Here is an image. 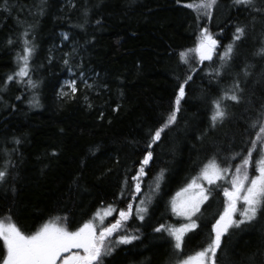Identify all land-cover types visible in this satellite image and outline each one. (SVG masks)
Here are the masks:
<instances>
[{
	"label": "trees",
	"instance_id": "obj_1",
	"mask_svg": "<svg viewBox=\"0 0 264 264\" xmlns=\"http://www.w3.org/2000/svg\"><path fill=\"white\" fill-rule=\"evenodd\" d=\"M200 2L0 0V220L10 217L26 235L49 222L73 231L99 209L109 207L114 217L131 206L124 231L138 238L104 254L102 264H165L176 250L167 229L181 221L171 197L216 161L229 169L226 179L208 187L180 250L209 246L212 222L227 207L223 190L264 124V0H216L198 11L187 6ZM237 28L244 30L239 39ZM205 30L218 40L211 60L189 52ZM23 56L28 74L20 77ZM181 86L176 120L153 143ZM231 92L238 119L206 141L215 102ZM247 171L251 177L257 169ZM240 219L237 211L232 220ZM5 254L0 242V261ZM214 259L264 264V208L228 227Z\"/></svg>",
	"mask_w": 264,
	"mask_h": 264
},
{
	"label": "snow or ice",
	"instance_id": "obj_2",
	"mask_svg": "<svg viewBox=\"0 0 264 264\" xmlns=\"http://www.w3.org/2000/svg\"><path fill=\"white\" fill-rule=\"evenodd\" d=\"M237 4L249 5L252 0H235ZM216 3V0H201L199 4H189L188 7H192L195 10L201 8H211L212 5ZM243 29L237 28L236 39L243 35ZM205 39H207L210 44L215 45L216 41L212 39L210 35H207V30L202 34ZM204 48V39L201 40V48L191 51H201ZM28 54L31 55L32 49H27ZM232 52L231 45L228 46L224 53V57H229ZM264 53V49L261 50ZM188 52L181 53L182 59L186 61ZM21 59L24 61V66L17 73L18 76H27V60L28 56H23ZM208 59L211 60V55L204 51H201V60ZM12 79V77H9ZM190 79V78H189ZM31 83V81H28ZM35 86V85H33ZM73 91H75V86L73 85ZM184 96L183 86L179 89V95L175 101L176 109L168 117L165 124L158 129L153 136L152 142L159 140L161 132L164 128L175 122L176 112L179 111L180 100ZM233 101H237L238 97L232 95L229 97ZM226 113L221 108L220 101L215 102V112L212 116V120L215 122L217 120H223ZM255 127V125H253ZM259 149V159L253 162L252 153ZM151 152L145 157L143 164H147L151 158ZM250 165H254L258 170L259 174L254 176L249 180V175L247 168ZM213 168L216 170L215 178L209 176L208 168ZM143 173V167L140 169ZM229 171V169H219V166L212 162L204 170H202L201 176L208 181L209 184H214L216 180L226 179L222 173ZM3 178V173H0V179ZM134 179H138L134 177ZM231 190L224 189V195L228 197L227 207L224 209L223 215L215 225V237L209 246L203 251L196 254L194 257H189L183 262V264H215V254L216 250L220 247L221 236L224 232H227L230 225L238 227L240 224L244 223L246 220H252L257 213L258 208H264V124H261L259 131L256 133V139L254 141V146L249 150L248 155L243 158V163L235 169V174L233 175L231 181ZM247 183V187L245 184ZM201 187L196 185V180L192 181L189 188L192 186ZM140 186L137 183L136 191L139 192ZM188 189H185L187 191ZM206 190L201 187L199 198L191 201L187 205L177 208L176 202H173V209L178 212L179 215H185L189 219L196 212L200 210V203L208 199L205 194ZM238 202H243L241 208H237ZM141 211H146V209H141ZM239 211L243 219L232 220L233 215ZM131 212V206H129L128 212L120 211L119 215L121 220L128 219L129 213ZM110 214L108 210L105 211V215ZM97 217H101L98 212ZM143 219V217H140ZM8 222L5 223L4 220H0V242H2L5 248V256L3 257L0 264H57L59 260L61 264H102V256L107 253V249L102 251L103 242L107 236H110L113 232L117 231L122 227L121 220H118L115 224L110 227L103 228L99 237L96 235V226L92 221L85 223L77 231H68L66 227H60L55 222H49L45 224L40 230L35 234L25 235L15 223L11 222V218H5ZM59 220V218H56ZM103 218L101 217V222ZM223 223V225L221 224ZM196 227L195 221L191 224H186L178 229H167L170 234L175 236V247L180 249L183 244V233L185 231H190ZM164 229L158 228L157 231ZM135 236H121L120 243H131L132 240L137 239ZM72 249L82 250L84 255H80L79 251L72 252ZM64 253H70L68 256H63Z\"/></svg>",
	"mask_w": 264,
	"mask_h": 264
},
{
	"label": "rangeland",
	"instance_id": "obj_3",
	"mask_svg": "<svg viewBox=\"0 0 264 264\" xmlns=\"http://www.w3.org/2000/svg\"><path fill=\"white\" fill-rule=\"evenodd\" d=\"M199 47H201V42L199 43ZM212 48H210L209 50H207L206 53L207 54H211ZM198 54L200 55L201 54V51H198ZM71 83L72 82L70 80H66L64 82V85H66V84L71 85ZM232 95H235V94L231 92L230 93V97ZM219 101H220V104H221V108L224 110V112L226 113V115L223 118V120H217V121H215L213 123V125H212V129L213 130L211 131V133L208 134L206 132L207 133L205 135L206 141H212L214 137H218V131L221 132V131L225 130L226 127L228 125H230V123H233L239 117V113L237 112L238 111V107H237L238 100L237 101H233L229 97L223 95L221 98H219ZM214 112H215V105H214V109H213V113ZM212 162L213 161L206 162L199 169V171L186 184H184L183 186H181L172 195L171 200H170L171 208H172L174 214L177 217H179L181 219V221L178 224L172 226L170 229H178V228L183 227L186 224H191L192 221H196V219H195L196 215L197 214L200 215L199 214L200 211H198L194 215H192L191 216V219H189L185 215H179L178 212L173 209V202L174 201L176 202L177 208H180L181 206L187 205L191 201L196 200V199L199 198V194H200V191H201V187H203V189L206 190L205 194L208 196V194H209L208 187L211 184H209L208 181L201 176V173H202V170H204ZM215 164L218 165L217 163H215ZM208 173H209V176L210 177H212L213 179L215 178V175H216V170L215 169L209 167L208 168ZM258 174H259V172L257 170V172L253 176L249 177V180L251 178H253L254 176L258 175ZM193 180H196V185H199L201 187H197V186L194 185L191 188H189V185L192 184V181ZM245 186L247 187V183L245 184ZM185 189H188V190L185 191ZM224 189L231 190V183H230V181L228 182V185ZM227 199H228V197H227ZM202 203H200V206L199 207H201ZM106 210H108L110 214L105 215V211ZM98 212L101 214V217L103 218L102 222H101V217H97V215H96ZM125 212H128V211H125ZM211 213L212 212L207 211V212L204 213L203 216H205L207 218V217H209L211 215ZM111 214H112V210L109 207L108 208L99 209L85 223H88L89 221H92L93 224L96 226V228H95L96 235H97V237H99V233H100V231L103 228L108 227V226L112 225L113 223H116L118 220H121V217L119 215V212L114 217H110ZM217 219H218V217L215 219V221ZM126 220H121L122 227H120L117 231L113 232L110 236H107L106 237V239L103 242L102 251L104 249H107V253H109V251H111L116 246H118L119 244H121L119 242L121 236H128L126 234V232L124 231L126 229V226H127L126 223H124V221H126ZM85 223H83L79 228H81ZM214 223L215 222L212 223V227H213ZM195 224H196V222H195ZM79 228H77L76 230H73V231H77ZM184 233H183V235H184ZM172 236H173V238L175 240V236L174 235H172ZM129 237H131V236H129ZM214 237L215 236L212 237V240H213ZM175 243H176V241H175ZM199 252H201V250H196L195 252H193V253H191L189 255H186V256H183L182 257L180 255L181 250L176 248V250L173 251V254H171L169 256V258L166 259L163 262L165 264H183V262L185 260H187L189 257L196 256V254L199 253Z\"/></svg>",
	"mask_w": 264,
	"mask_h": 264
},
{
	"label": "water",
	"instance_id": "obj_4",
	"mask_svg": "<svg viewBox=\"0 0 264 264\" xmlns=\"http://www.w3.org/2000/svg\"><path fill=\"white\" fill-rule=\"evenodd\" d=\"M203 31H204V29H203ZM203 39H204V48L203 49H201V51H204V52H206L207 50H209L210 48H212V47H215L216 45H217V43H218V40L216 39V38H214V37H212V39L213 40H215L216 41V43H215V45H212V44H210V42L207 40V39H205L204 37H203ZM201 47H199L198 46V49H200ZM200 57H201V54H200ZM223 215V214H222ZM220 219V217L218 218V220ZM217 223V222H216ZM223 223H225V222H221V224L223 225ZM216 225V224H215ZM111 226V225H110ZM110 226H108V227H110ZM214 232H215V227H214Z\"/></svg>",
	"mask_w": 264,
	"mask_h": 264
},
{
	"label": "flooded vegetation",
	"instance_id": "obj_5",
	"mask_svg": "<svg viewBox=\"0 0 264 264\" xmlns=\"http://www.w3.org/2000/svg\"><path fill=\"white\" fill-rule=\"evenodd\" d=\"M203 204V203H202ZM218 220V219H217ZM217 220L216 221H214L215 223H214V225H213V227H212V225H211V231H212V237L213 236H215V232H214V227H215V224H216V222H217ZM196 222V226H197V221H195ZM213 223V222H212ZM113 224H115V223H113ZM191 231V230H190ZM189 231V232H190ZM188 233V231H185V233H184V235L185 234H187ZM183 235V236H184ZM214 239V238H213ZM211 242H212V240H211ZM204 249H206V247L204 246L203 248H198V249H194L193 251H190V250H188V251H186V252H184V253H180V255L183 257V256H186V255H189V254H191V253H193V252H195L196 250H204Z\"/></svg>",
	"mask_w": 264,
	"mask_h": 264
}]
</instances>
